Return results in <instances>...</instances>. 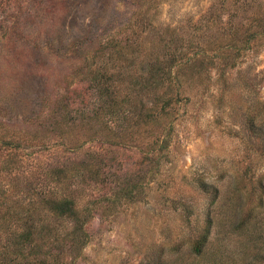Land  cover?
<instances>
[{
  "label": "rangeland",
  "instance_id": "1",
  "mask_svg": "<svg viewBox=\"0 0 264 264\" xmlns=\"http://www.w3.org/2000/svg\"><path fill=\"white\" fill-rule=\"evenodd\" d=\"M262 32L264 0H0V264H264Z\"/></svg>",
  "mask_w": 264,
  "mask_h": 264
},
{
  "label": "trees",
  "instance_id": "2",
  "mask_svg": "<svg viewBox=\"0 0 264 264\" xmlns=\"http://www.w3.org/2000/svg\"><path fill=\"white\" fill-rule=\"evenodd\" d=\"M261 35H264V32H262ZM256 32H252L250 33V35H248V37L245 39L246 43L248 44L249 41L251 39H256ZM169 69H174L173 65L170 64L169 66ZM169 72H167V74H169ZM93 81H96L95 79H93ZM171 98H168L166 100H164V105H168V102L170 101ZM160 113V112H159ZM159 113H153V112H148V113H145L144 114V122L146 125H148L151 121H157L158 119V116L160 115ZM127 117V114L123 115L122 116V121L120 122H124L125 119ZM138 118V116H137ZM138 120V119H136ZM143 121V120H141ZM253 121V122H252ZM251 121V126L253 127L254 126V120ZM258 127L257 129L259 130L260 128H263L264 126V104H263V111L261 112V115L260 117L258 118ZM263 126H262V124ZM134 124H139L138 121H135ZM159 139L158 136L152 140H150L149 143L147 144H150V147L147 149V150H141L142 153L144 154H148L149 157H151V155L153 154V151L156 149V147L158 148V150H160V146L162 145L161 143L159 144ZM161 140L163 141V139L161 138ZM156 145V147H155ZM152 146V147H151ZM164 147V146H162ZM235 193L233 195H229L228 197V203L229 205L228 206H233V205H236V203L238 202V198L236 196H234ZM56 203H57V209H58V213L60 214V216L64 217V218H68V220H72L75 216V211L73 210V207H72V202L69 201L67 198H64V199H60L59 201L58 200H54ZM211 220H209V217H208V221H207V225L205 228H203V233H201L194 241H193V244H192V247L189 249V252L191 254H194V255H199L201 252H202V249L203 247L205 246L207 240H208V233H209V229H210V223ZM78 227V226H77ZM84 242L86 241L85 240V235L86 232H84ZM30 236V231L29 230H22L20 231V233L18 234V239H19V243L21 244L22 242L24 243L25 241H27V238Z\"/></svg>",
  "mask_w": 264,
  "mask_h": 264
}]
</instances>
